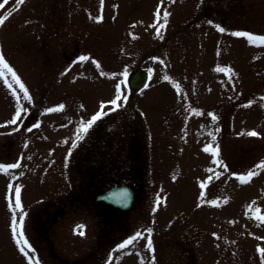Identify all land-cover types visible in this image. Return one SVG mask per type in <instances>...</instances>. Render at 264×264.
Masks as SVG:
<instances>
[{"label": "rangeland", "instance_id": "rangeland-1", "mask_svg": "<svg viewBox=\"0 0 264 264\" xmlns=\"http://www.w3.org/2000/svg\"><path fill=\"white\" fill-rule=\"evenodd\" d=\"M9 12L0 54L27 93L0 65V264H264V42L233 35L264 37V0H9ZM120 182L130 209L97 200Z\"/></svg>", "mask_w": 264, "mask_h": 264}, {"label": "snow or ice", "instance_id": "snow-or-ice-1", "mask_svg": "<svg viewBox=\"0 0 264 264\" xmlns=\"http://www.w3.org/2000/svg\"><path fill=\"white\" fill-rule=\"evenodd\" d=\"M8 3H9V0H3V2L0 3V9H3L5 7V5L8 4ZM23 3H24V0H16V4L17 5L23 4ZM102 3H103V0H101V4ZM161 3L163 4V0H161ZM9 15H11V12H9L8 15H5L2 18H0V25H2L8 19ZM155 15H156V18H157V24H159V20H160V16H161V12H160L159 8L157 9V12H156ZM168 15H170V13L167 12V11H164L163 16H164L165 20L167 19ZM153 27H156V25H153ZM163 27H165L164 24H159V28H163ZM219 30L220 31H224L225 29L220 27ZM158 34H159V30H158ZM233 35L234 36H238V37H245L246 36V37H248L249 40L259 39L260 41L264 42V37H254L252 34L246 33V32H235V33H233ZM84 59H87V57H81V60H84ZM0 65L3 66V69H6L7 71L12 72L11 68H9V66L6 63L5 58H4V56L2 54H0ZM0 75H3V71L2 70H0ZM122 75L125 77V80H126L127 77H128L127 70H125L122 73ZM12 76H13L14 79H16L17 83L20 84V88L24 90L25 95H26L27 90L24 88V85L22 83H20L19 78L16 77V74L14 72H12ZM165 79H168V78L165 77ZM9 86L11 87V85H9ZM119 87H120V85H117L118 89H119ZM28 98L30 99V97H28ZM119 101H121V95L118 93L117 96L110 103L112 105L118 106V102ZM60 107L62 108L63 106L61 105ZM56 110L57 109H49V111H56ZM99 118H100V114H97L96 116H94L92 118V120L95 121V120H98ZM20 119H21V112L18 110L16 112L15 118L13 120L9 121L8 123L11 124V125H15V124H17V121L20 120ZM0 127H2V125H0ZM30 130L31 129H29V131ZM246 134L249 135V136L258 135L255 131H251V132H248ZM204 151H206V152L210 151V146L209 147H205ZM9 167L17 168V167H19V164L13 163ZM260 167H264V164L260 165ZM254 174L255 173H253V172H249V173H247V177H240V179L247 181V179H250ZM201 186L203 187V185H201ZM19 192H20V190H19V188H17L15 190V204H16L17 208L21 207ZM157 203H159V201H157ZM22 228H23V219L20 220L19 225H17V221L15 219H13V221H12V231H13V233L16 234L18 237H22L23 236ZM147 231L150 234L152 230L148 229ZM138 238H141V234L140 233H137L131 239L126 240L119 247L121 249H123L126 245L132 244L133 241L137 240ZM16 242H17V244L28 245L27 240H23V239H20V238H18ZM28 247H30V245H28ZM147 247L149 249H152V247H153V242H152V240L150 238L147 240ZM20 250L22 252H24V248L23 247H21ZM262 251H264V250H262ZM25 255H28V254L25 252ZM29 259H31V257H29Z\"/></svg>", "mask_w": 264, "mask_h": 264}, {"label": "water", "instance_id": "water-1", "mask_svg": "<svg viewBox=\"0 0 264 264\" xmlns=\"http://www.w3.org/2000/svg\"><path fill=\"white\" fill-rule=\"evenodd\" d=\"M147 73L142 69H136L130 78L132 87L140 88L147 82ZM98 199H102L114 206L122 209H129L135 199L133 188L127 184L117 185L106 192L100 194Z\"/></svg>", "mask_w": 264, "mask_h": 264}, {"label": "flooded vegetation", "instance_id": "flooded-vegetation-1", "mask_svg": "<svg viewBox=\"0 0 264 264\" xmlns=\"http://www.w3.org/2000/svg\"><path fill=\"white\" fill-rule=\"evenodd\" d=\"M129 121H131L133 124H135V121H134V119H129ZM133 124H131V126L133 125ZM131 126L129 127V128H131ZM104 148H106L105 150H104V153L105 154H109L110 152H109V148L110 149H112V146H107L106 145V147H104ZM102 153V152H101ZM104 153H102V154H104ZM104 156H102V158H103ZM110 157L112 158V155H110Z\"/></svg>", "mask_w": 264, "mask_h": 264}]
</instances>
